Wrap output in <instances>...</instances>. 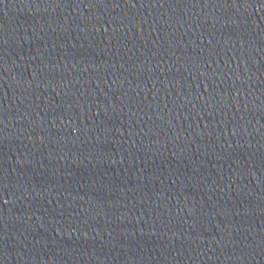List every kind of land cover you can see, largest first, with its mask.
Wrapping results in <instances>:
<instances>
[{"label": "water", "instance_id": "obj_1", "mask_svg": "<svg viewBox=\"0 0 264 264\" xmlns=\"http://www.w3.org/2000/svg\"><path fill=\"white\" fill-rule=\"evenodd\" d=\"M0 264H264V0H0Z\"/></svg>", "mask_w": 264, "mask_h": 264}]
</instances>
